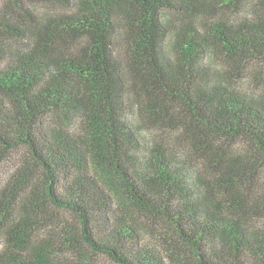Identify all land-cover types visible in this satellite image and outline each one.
Segmentation results:
<instances>
[{
    "label": "trees",
    "instance_id": "obj_1",
    "mask_svg": "<svg viewBox=\"0 0 264 264\" xmlns=\"http://www.w3.org/2000/svg\"><path fill=\"white\" fill-rule=\"evenodd\" d=\"M7 2L0 165L19 148L29 159L0 195V264H264V86L240 91L217 64L264 63V3L232 20L222 10L244 0L212 16L204 0ZM140 217L176 238L150 240Z\"/></svg>",
    "mask_w": 264,
    "mask_h": 264
},
{
    "label": "rangeland",
    "instance_id": "obj_2",
    "mask_svg": "<svg viewBox=\"0 0 264 264\" xmlns=\"http://www.w3.org/2000/svg\"><path fill=\"white\" fill-rule=\"evenodd\" d=\"M0 0V5L2 3H8L7 0L2 2ZM221 0H204L202 7L206 10L209 16L215 14L219 7V2ZM264 0H244L243 9L239 12H232L229 8H224L222 12H224L223 17L232 19V20H240L244 17H255L261 12H263ZM32 9V7H30ZM54 10L53 7L48 5H38L35 8V12L37 16L44 15L45 13H51ZM180 23L184 18L182 16H175L174 19ZM24 23L29 24L33 22V19L28 14H24L22 17ZM8 49L12 52L18 53V50L22 49L23 44H16L14 42H6ZM218 67L227 71L226 80L232 86L237 88L243 92H255L259 91L262 86H264V63L257 61H241V63L230 62L224 68V64L217 62ZM72 128L77 130V124H73ZM157 136L162 140L165 144L176 145L179 143L177 140L176 134L166 130L160 129L157 132ZM236 150L241 151V148H246V144L243 142L237 143V146L234 147ZM29 159V155L25 148L15 149L10 152L6 159L0 165V195L5 191L6 187L10 188L13 183H15L14 176L18 173V170L22 168V163L26 162ZM17 206L21 209L22 199L20 196H17L16 200ZM50 212L56 218V221H70L76 224V221L72 215V213L68 211H63L57 208H51ZM142 219L141 223L143 224V230L150 240L156 243H163V235H168L170 238L175 239L176 234L170 225L162 220L150 219L146 217H140ZM55 221V222H56ZM260 221V220H258ZM39 240L46 239V230L43 229L39 232ZM49 239V238H47ZM38 240V241H39ZM4 239L0 236V247H3ZM55 248H60L58 245ZM72 256L66 253H60L57 260L59 261L57 264H70ZM90 264H116L112 260H110L106 255L97 254L92 257Z\"/></svg>",
    "mask_w": 264,
    "mask_h": 264
}]
</instances>
